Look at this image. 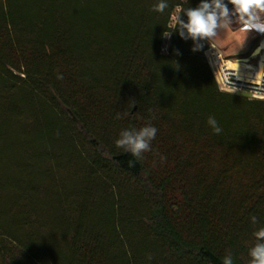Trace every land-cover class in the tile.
I'll return each instance as SVG.
<instances>
[{
    "label": "trees",
    "instance_id": "obj_1",
    "mask_svg": "<svg viewBox=\"0 0 264 264\" xmlns=\"http://www.w3.org/2000/svg\"><path fill=\"white\" fill-rule=\"evenodd\" d=\"M158 2L0 0V264H251L264 101L219 91L205 41L163 53L175 6L201 0ZM148 123L135 161L115 142Z\"/></svg>",
    "mask_w": 264,
    "mask_h": 264
},
{
    "label": "clouds",
    "instance_id": "obj_2",
    "mask_svg": "<svg viewBox=\"0 0 264 264\" xmlns=\"http://www.w3.org/2000/svg\"><path fill=\"white\" fill-rule=\"evenodd\" d=\"M188 3V0H187ZM231 5L230 9L228 5ZM169 5L167 0H159L152 7L153 11L163 13ZM182 15L187 17V21L182 19ZM239 24L244 33L256 32L264 34V0H201L197 7H186L176 5L171 14V30L163 33L164 38H170L175 32L183 40L193 41L192 51H200L203 48L202 41H210L218 37L221 30L227 29L232 24ZM264 47V44L261 45ZM177 54H179L178 50ZM257 49L254 55L258 54ZM240 79L239 62L224 66L219 63L215 72V82L219 91H229L230 94L241 92L235 86L234 79ZM251 84L252 98L264 100V58L259 62L258 70L254 76L248 78ZM132 107V106H131ZM117 119L121 116L118 113ZM155 118V117H153ZM207 124L213 132L219 135L222 128L214 116H209ZM158 129L151 123L140 129L129 128L120 132V138L116 140V146L123 150V153H131L135 161L143 158V154L151 151V142L155 139ZM166 157L161 156V162ZM135 161H129V167L134 166ZM252 223L257 222V217H251ZM257 243L249 250L251 264H264V228L254 233ZM152 259L151 255L147 257ZM222 264H233L232 255L229 252L222 258Z\"/></svg>",
    "mask_w": 264,
    "mask_h": 264
},
{
    "label": "rangeland",
    "instance_id": "obj_3",
    "mask_svg": "<svg viewBox=\"0 0 264 264\" xmlns=\"http://www.w3.org/2000/svg\"><path fill=\"white\" fill-rule=\"evenodd\" d=\"M185 2L187 0H184ZM169 27L171 28V20L169 23ZM170 38H165V44L163 46L162 52L167 53L168 51V42L170 41ZM208 50H209V55H212L210 58L206 55V58L208 59L214 73L216 72V69L218 67V64L221 63L224 66H229L236 61L238 62H246L249 63L256 68L259 66V62L261 61L262 58H264V51L262 53H256L257 49H260L261 45L264 44V34H259L256 32H250V33H244L241 30V26L239 24H232L230 25L227 29L221 30L218 34V37L210 41V44L205 41ZM207 50V51H208ZM263 55V56H262ZM262 56V57H261ZM235 84L238 89L241 90L240 93L248 94L251 91H245L242 89V85L237 83L235 81ZM246 85V84H245ZM224 93V92H223ZM228 94V93H227ZM230 94V93H229ZM231 95H237L241 96L244 98H247L249 100H252L248 98L245 95L242 94H231ZM38 130L34 132L35 137L38 136ZM44 132L47 134V132L44 130ZM6 136V135H5ZM0 139L4 140V134L0 135ZM81 166V169L77 171L76 176H74L75 182L78 184L80 182V179H85L86 177L89 179L92 177L90 167L88 163L83 162L82 164H79ZM102 175V174H101ZM95 177V176H94ZM117 177V176H116ZM97 178V177H96ZM118 181H123V177H117ZM99 180V179H98ZM89 181V180H87ZM127 182V181H126ZM87 182L83 181L82 184H86ZM114 187V182L111 181ZM129 185V184H127ZM126 185V186H127ZM133 185V184H132ZM132 187V186H129ZM115 194V192H114Z\"/></svg>",
    "mask_w": 264,
    "mask_h": 264
},
{
    "label": "bare ground",
    "instance_id": "obj_4",
    "mask_svg": "<svg viewBox=\"0 0 264 264\" xmlns=\"http://www.w3.org/2000/svg\"><path fill=\"white\" fill-rule=\"evenodd\" d=\"M264 51V47H260V51L259 53H262ZM209 57L211 58L212 55H209ZM258 70V68H256L255 66L246 63V62H239V75H240V79L242 80V82L244 84H246L247 86L251 87V84L248 82V78L250 76H254L255 72Z\"/></svg>",
    "mask_w": 264,
    "mask_h": 264
},
{
    "label": "built area",
    "instance_id": "obj_5",
    "mask_svg": "<svg viewBox=\"0 0 264 264\" xmlns=\"http://www.w3.org/2000/svg\"><path fill=\"white\" fill-rule=\"evenodd\" d=\"M206 53H207V51H206ZM263 56V55H262ZM261 56V57H262ZM212 68V67H211ZM213 70V69H212ZM213 73H214V71H213ZM215 75V74H214ZM224 93H230L229 91H224ZM238 94H242V95H245V96H247L248 98H250V99H252V100H257V101H264V100H258V99H253L252 98V93L250 92V93H248V94H244V93H240V92H237ZM234 94H236V93H234Z\"/></svg>",
    "mask_w": 264,
    "mask_h": 264
},
{
    "label": "water",
    "instance_id": "obj_6",
    "mask_svg": "<svg viewBox=\"0 0 264 264\" xmlns=\"http://www.w3.org/2000/svg\"><path fill=\"white\" fill-rule=\"evenodd\" d=\"M257 51V50H256Z\"/></svg>",
    "mask_w": 264,
    "mask_h": 264
}]
</instances>
